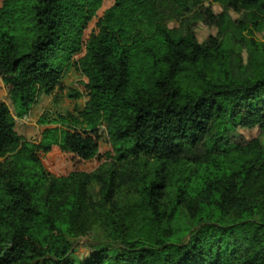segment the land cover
<instances>
[{
  "label": "trees",
  "instance_id": "trees-1",
  "mask_svg": "<svg viewBox=\"0 0 264 264\" xmlns=\"http://www.w3.org/2000/svg\"><path fill=\"white\" fill-rule=\"evenodd\" d=\"M105 1L113 6L86 38ZM200 23L217 36L201 43ZM257 31L264 0H3L0 79L15 116L63 91L70 67L87 79L89 100L77 117L42 115L39 126L60 127L39 142L17 134L0 101V264H264ZM227 34L240 53L224 49ZM103 126L100 168L47 171L41 155L98 158ZM241 129L260 135L246 140ZM96 227L106 239L77 263L76 241Z\"/></svg>",
  "mask_w": 264,
  "mask_h": 264
},
{
  "label": "rangeland",
  "instance_id": "rangeland-1",
  "mask_svg": "<svg viewBox=\"0 0 264 264\" xmlns=\"http://www.w3.org/2000/svg\"><path fill=\"white\" fill-rule=\"evenodd\" d=\"M223 4H227V0H220ZM3 0H0V8L2 7ZM113 6V1H105L103 4L102 9L97 13V15L94 17V19L87 24L88 28L85 31V37L88 38V36L96 31L95 26L97 25V22L99 18L103 16V13L105 10ZM212 9L216 14H221L223 12V8L219 4H213ZM230 16L234 21L238 20L240 17L239 15L231 12ZM196 32H197V38L202 43L206 41L209 37L217 36L218 30L215 28H211L206 26L203 23H200L198 26H196ZM237 38L239 39L240 36L238 34ZM245 39L247 42L251 41V37L247 35V33L244 34ZM254 38L257 41L264 42V31H257L254 34ZM224 49L226 50H233L237 53H240L242 51V48L239 44L236 43V41L233 40V37L231 34H227L223 41ZM243 55L246 58V53L243 51ZM78 55L75 56V59H78ZM257 58L264 62V54L257 53ZM85 79L83 76L75 71L74 69L71 70V73L66 77L65 83H64V91H83L82 84L84 83ZM64 95V93L62 94ZM84 99V98H83ZM79 100L78 106H82L84 100ZM41 100V98H40ZM38 102L34 105L32 108L33 111H31V114L28 119H18L15 116L14 113V107L12 105V102L9 97L8 89L7 87L2 83L0 79V101L4 102L8 105V107L11 110L12 115L15 117L16 121V131L19 135L23 136L24 138H27L28 140L32 141H38L41 137L42 131L45 129V127H41L38 125L39 117L43 114L48 117L49 120H55L57 121L60 114H65L67 111H73L74 106L76 105L75 102H70L71 99H64L63 102L59 104V106H56L52 101H49L48 99H44L43 101ZM79 108V107H78ZM80 109V108H79ZM57 111V112H56ZM75 115L78 116L77 112H74ZM60 124V123H59ZM78 129H82L81 126H77ZM239 133L242 135V137L246 140H251L253 138H256L260 135V132L258 129L253 130H239ZM100 139H99V154L98 158H96L91 163H84L82 161L77 162L70 154H62L57 157H51V156H44L41 155L42 160L45 164V167L49 173L56 177H62V176H68L72 172H85V173H93L98 168L101 167L106 161L105 155L110 150V146L108 143V136L106 132V128L100 129ZM261 143L264 148V136L261 138ZM2 161V160H0ZM106 239V235L103 232L102 229L96 227L89 230L85 235L79 237V239L76 241L75 250L73 254V259L77 263H81L84 260L88 259L90 255L92 254L89 246L93 242H102Z\"/></svg>",
  "mask_w": 264,
  "mask_h": 264
},
{
  "label": "crops",
  "instance_id": "crops-1",
  "mask_svg": "<svg viewBox=\"0 0 264 264\" xmlns=\"http://www.w3.org/2000/svg\"><path fill=\"white\" fill-rule=\"evenodd\" d=\"M79 57H78V59L81 57V54L80 55H78ZM78 59H75V56L73 57V62H76ZM72 69H74V67H70L69 69H68V71H67V73H66V75H65V77H64V79H63V81H62V88H63V91H59V90H57V91H55L53 94H51V95H45V94H42L41 96H40V98H41V100H40V98H39V100H40V102L41 101H43L44 99H48L49 98V101H52L56 106H59V104L61 103V102H63V100L64 99H66V98H68V99H70L69 97H68V94L71 92V91H68V92H65L64 91V88H65V86H64V83H65V79H66V77L71 73V70ZM75 70V69H74ZM76 71V70H75ZM78 72V71H77ZM81 74V73H80ZM82 75V74H81ZM83 76V75H82ZM83 78L85 79V81H83L84 83L82 84V86H83V91L82 92H79V91H77V90H75L74 92H77V93H79L80 95H81V97L79 98V99H71V101L70 102H75L76 101V105L74 106V110L71 112V111H67L65 114H72V115H74L75 117H77V115H75L74 114V112H77V114L78 113H81V112H83L84 111V109L86 108V104H87V102H88V100H89V98H88V96H87V92H86V89H85V87H86V84H87V79L83 76ZM64 93V95H62ZM84 98V99H83ZM84 100V102H83V104H82V106H78V105H80V104H78L79 102H81V101H79V100ZM34 107V106H33ZM32 107V108H33ZM80 109H79V108ZM31 111H33V109H31L30 110V112H29V114H28V116L26 117V119H28L29 118V116H30V114H31ZM57 112V111H56ZM43 115V114H42ZM41 115V116H42ZM66 115V116H67ZM40 116V117H41ZM60 116H63V117H65V115L64 114H60ZM39 117V118H40ZM16 120V119H15ZM16 122V121H15ZM82 128H85V125H80ZM56 127H60V125H50V126H48V127H45V128H56ZM102 129H104V126L102 127ZM17 132V131H16ZM18 134V133H17ZM19 135V134H18ZM19 136H21V135H19ZM24 140H26V141H30V142H39L40 141V139H41V137H40V139L38 140V141H32V140H28L27 138H24L23 136H21ZM80 160H77V162H79Z\"/></svg>",
  "mask_w": 264,
  "mask_h": 264
}]
</instances>
